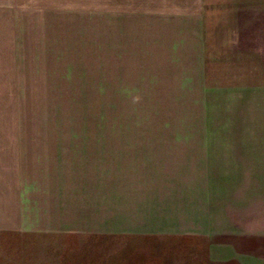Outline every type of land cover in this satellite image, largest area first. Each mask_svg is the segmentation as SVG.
Returning a JSON list of instances; mask_svg holds the SVG:
<instances>
[{"label": "rangeland", "instance_id": "rangeland-1", "mask_svg": "<svg viewBox=\"0 0 264 264\" xmlns=\"http://www.w3.org/2000/svg\"><path fill=\"white\" fill-rule=\"evenodd\" d=\"M221 130L264 132V0H0V168L66 231L0 238V264H264L220 256L231 237L109 230V193L159 174L152 149L184 159Z\"/></svg>", "mask_w": 264, "mask_h": 264}, {"label": "crops", "instance_id": "crops-1", "mask_svg": "<svg viewBox=\"0 0 264 264\" xmlns=\"http://www.w3.org/2000/svg\"><path fill=\"white\" fill-rule=\"evenodd\" d=\"M232 134H238V137H232ZM13 139L20 145L21 138ZM203 139L206 148L198 155L191 153L182 159L181 153H177L181 148L179 151L174 149L177 154H161L157 148L142 158L145 165L150 160L159 164V174L152 175L153 179L143 184L135 183L134 189L124 186L125 189L121 187L109 193L110 233L173 239L221 235L231 237L232 243L236 239L240 243H233V247L223 246L219 249L220 256H229L233 250L254 253L252 256L258 257L257 248L264 247V132L250 134L221 130L198 138ZM4 145L1 144L2 150ZM112 158L115 164L119 161L118 156ZM118 173L121 176L116 178H123V173ZM120 181L127 184V180ZM24 186L28 187L18 176L7 184L5 169L0 168V238L66 233L53 231V227L45 225L47 209L41 203L48 200L46 193L32 192L28 197L30 205L25 208ZM67 227L68 224H64V228ZM9 242L13 252L17 245ZM2 246L5 244H1L0 249ZM12 257L19 259L17 264H22L17 250ZM32 262L30 264H36ZM245 264H251V260Z\"/></svg>", "mask_w": 264, "mask_h": 264}]
</instances>
